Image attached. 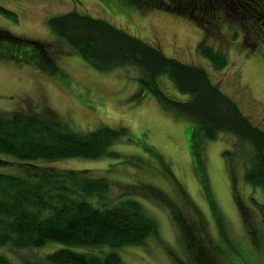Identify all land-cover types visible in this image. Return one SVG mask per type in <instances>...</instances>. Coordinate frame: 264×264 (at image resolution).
I'll list each match as a JSON object with an SVG mask.
<instances>
[{"label": "rangeland", "instance_id": "1", "mask_svg": "<svg viewBox=\"0 0 264 264\" xmlns=\"http://www.w3.org/2000/svg\"><path fill=\"white\" fill-rule=\"evenodd\" d=\"M144 4V0H0V7L17 17L13 21L0 12V27L48 48L55 46L62 73L42 72L32 58L20 57L17 62L1 58L0 113L48 110L80 133L105 126L125 128L128 135V141L121 139L111 147L117 157L27 162L0 154V173L21 175L26 164L88 171L105 176L115 198L138 200L156 222L158 233L140 246L119 250L121 264H177V257L195 248L187 245L191 239L183 240L181 223L198 231L200 240L210 241L224 264H264V193L245 182L240 159L229 165L223 155L233 138L221 134L215 140L206 139L191 121L166 110L144 92L136 69L98 71L64 43L54 45L46 24L50 17L76 11L102 19L168 57L199 66L264 131V47L240 48L241 32L234 25H224L219 37L207 41L193 21ZM235 31L238 36L233 38ZM203 42L224 52L227 66L223 70L212 69L199 54ZM21 48L28 54L32 47ZM158 84L174 100L188 97L167 76L160 77ZM170 204L176 206L175 212ZM62 247L49 243L28 250L0 248V253L9 264H31Z\"/></svg>", "mask_w": 264, "mask_h": 264}, {"label": "trees", "instance_id": "2", "mask_svg": "<svg viewBox=\"0 0 264 264\" xmlns=\"http://www.w3.org/2000/svg\"><path fill=\"white\" fill-rule=\"evenodd\" d=\"M144 2L145 7L193 21L202 28L205 38L219 37L224 25H234L241 32L240 48L255 51L264 47V0ZM0 12L17 20L10 10L0 7ZM46 24L54 36V45L64 43L96 70L136 69L140 88L152 94L166 110L191 121L206 139L215 140L221 134L231 136L233 143L223 152L227 162L230 165L240 159L245 182L264 193V131L240 111L204 69L168 57L159 48L108 22L76 11L50 17ZM238 32L233 33V38ZM46 45L0 27V59L17 62L20 57L32 58L36 69L62 74L55 46ZM22 46L32 48L27 54ZM198 52L216 71L227 66L221 49L201 43ZM162 76H167L187 99L178 101L167 96L158 84ZM121 139L128 141L125 128L103 126L80 133L48 110L0 113V154L22 161L117 157L111 147ZM110 192L111 184L105 176L88 171L26 164L21 175L0 173V248L18 251L59 243L64 247L31 264H121L118 251L144 244L157 235L158 226L138 200L115 198ZM169 206L175 212L176 206ZM179 226L185 243L191 239L187 245L195 248L177 257V264H224L210 241L200 240L193 227L182 223ZM71 247L90 250L80 253ZM94 249L96 252L91 251ZM0 264H9L1 253Z\"/></svg>", "mask_w": 264, "mask_h": 264}, {"label": "flooded vegetation", "instance_id": "3", "mask_svg": "<svg viewBox=\"0 0 264 264\" xmlns=\"http://www.w3.org/2000/svg\"><path fill=\"white\" fill-rule=\"evenodd\" d=\"M204 35V34H203ZM205 37V36H204ZM209 38V37H208ZM205 40H207V38L205 39ZM219 40H221V39H219ZM208 41V40H207ZM204 43V42H203ZM207 43V42H206Z\"/></svg>", "mask_w": 264, "mask_h": 264}]
</instances>
